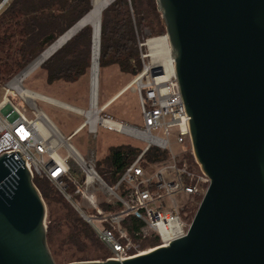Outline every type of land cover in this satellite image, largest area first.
<instances>
[{
	"label": "water",
	"instance_id": "obj_1",
	"mask_svg": "<svg viewBox=\"0 0 264 264\" xmlns=\"http://www.w3.org/2000/svg\"><path fill=\"white\" fill-rule=\"evenodd\" d=\"M156 3L208 187L184 236L125 259L66 264H264V0ZM45 216L27 161L0 154V264H56Z\"/></svg>",
	"mask_w": 264,
	"mask_h": 264
},
{
	"label": "built area",
	"instance_id": "obj_2",
	"mask_svg": "<svg viewBox=\"0 0 264 264\" xmlns=\"http://www.w3.org/2000/svg\"><path fill=\"white\" fill-rule=\"evenodd\" d=\"M28 65L1 86L0 154L7 150L17 151L27 161L32 180H48L93 228L108 252L105 259L133 257L184 236L194 208L189 206L182 213L183 207L173 195L179 193L196 202V198H202L205 193L209 177L195 160L196 165H187L181 154L174 153L169 146L168 136L175 129L176 141L186 144V149L191 151L189 116L185 115L174 73L166 77L164 70L152 74L154 64H146L143 60V68L135 78L143 122L139 127L101 113L103 106L98 105V86L93 87L90 80L89 103L85 109L25 87L23 80L36 67L18 80L17 76ZM31 92L35 96L30 97ZM37 100L76 112L83 120L65 136L38 106ZM84 127L94 138L101 127L143 140L145 147L124 168L116 182L109 184L96 170L95 152L82 154L70 142L71 135ZM140 132L146 137H141ZM150 146L167 150L168 158L144 167L141 156ZM59 148L66 154L60 155ZM69 185L73 186L72 190ZM129 216L141 224L136 228L132 224L126 226L124 222ZM151 236L158 238L159 243L142 247V241Z\"/></svg>",
	"mask_w": 264,
	"mask_h": 264
},
{
	"label": "trees",
	"instance_id": "obj_3",
	"mask_svg": "<svg viewBox=\"0 0 264 264\" xmlns=\"http://www.w3.org/2000/svg\"><path fill=\"white\" fill-rule=\"evenodd\" d=\"M144 1L113 0L101 11L99 79L100 69L106 67H111L107 69L111 77L113 67L121 75L137 76L141 72L145 59L141 56L144 46L140 43L161 31L157 26L150 35L143 32L145 26L155 25L156 22L150 15V11H155L148 10ZM90 8L91 0H9L0 10V84L24 68ZM91 43L92 28L84 25L46 58L38 67L45 74L47 84L54 85L58 81L73 83L83 79L87 72L90 77ZM108 114L115 116L111 112ZM144 147L145 144L138 145L132 141L109 147L104 157L96 156L97 172L107 183L113 184ZM184 157L191 165H196L189 149L184 152ZM167 158V150L150 146L142 153L141 164L146 167ZM33 182L49 207V223L46 226L48 244L54 243V239L60 235V239L54 243L55 247H51L53 257L56 259L60 250H70L68 257L76 255V260L105 259L108 252L93 228L63 195L44 178H34ZM68 188L72 190L73 186L69 185ZM124 224L128 227L132 224L136 228L141 222L129 216ZM158 243V238L151 236L144 239L141 246H155ZM99 252L102 254L93 255Z\"/></svg>",
	"mask_w": 264,
	"mask_h": 264
},
{
	"label": "rangeland",
	"instance_id": "obj_4",
	"mask_svg": "<svg viewBox=\"0 0 264 264\" xmlns=\"http://www.w3.org/2000/svg\"><path fill=\"white\" fill-rule=\"evenodd\" d=\"M1 1V0H0ZM9 1V0H8ZM8 1L5 3L7 4ZM4 4V5H5ZM3 5V6H4ZM144 5L148 10H153L155 12L150 11L151 17H154L156 22L154 24H150L144 27L143 32L147 35H150L151 32L154 30V27L161 28L160 33L152 34L144 39V42L140 43L143 44L144 50L141 54L144 57L146 64H155L151 57L148 56V47L145 45V42L148 38L157 37L165 34V25L163 22V18L161 16L160 11L157 8L156 0H145ZM0 8V10L3 8ZM153 33V32H152ZM108 68L100 69V79H99V86H98V105L100 106L104 101H106L109 97L117 94L124 86H126L129 82L133 81L136 76L130 75H121L114 67L113 76H110ZM35 72H31L29 75L26 76V80L24 85L29 87L30 89H35L38 92L44 93L49 95L55 99L63 101L65 103L74 105L79 108H87L89 103V92H88V84H89V72L84 75V78L80 79L79 81L73 83H64V82H54V85H48L45 79V74L41 73L40 67H36ZM103 70H105L103 72ZM20 71V70H19ZM18 71V72H19ZM17 72V73H18ZM37 72V73H36ZM16 73V74H17ZM41 73V74H40ZM15 74V75H16ZM39 74V75H38ZM3 84V83H2ZM2 84H0L2 86ZM0 86V98L2 95V89ZM38 106L52 119V121L56 124V126L60 129V131L65 135H69L73 132L74 128L79 125L83 117L76 112L70 111L68 109L59 107L57 105L37 100ZM113 113L115 117L122 119L123 121H127L129 123L135 124L139 127L143 126L142 117L140 114V108L138 104V88L137 83L132 82L131 86L123 93H121L114 102L107 108H103L101 113ZM176 131L175 129L172 130L169 138V146L174 153H180L183 157L184 161H186L187 165H191V162L184 157V150L186 149V144L179 143L176 141ZM127 141H132L138 145H144L145 142L139 139L129 138L125 134L117 133L114 131L106 130L104 128L98 127L97 136L94 138L89 135L86 131V128H82L71 135L70 142L82 153L86 154L89 151H94L96 156L99 158L104 157L109 147L125 143ZM58 153L60 155L66 154V151L63 148L58 149ZM194 159V158H193ZM180 206L183 207L181 210L182 213L187 211L189 206L194 208L193 215L198 207V200L200 202L201 196L196 198V202L190 200L187 196L181 195L176 193L173 195ZM168 200L169 198L166 197ZM46 205V204H45ZM59 211L58 213H60ZM192 215V216H193ZM191 216V215H190ZM192 217H188L191 220ZM49 223V207L46 205V216H45V224ZM60 239V235H58L54 239V243ZM52 243L51 245L48 244L50 251L51 247L54 248L55 244ZM70 250H60L57 258L54 260L56 264H66L68 262L77 261L76 255L74 257H68L70 255ZM52 254V253H51ZM102 253L99 252L95 255H101ZM94 256H90L89 258H94ZM87 260H98L95 259H87Z\"/></svg>",
	"mask_w": 264,
	"mask_h": 264
},
{
	"label": "bare ground",
	"instance_id": "obj_5",
	"mask_svg": "<svg viewBox=\"0 0 264 264\" xmlns=\"http://www.w3.org/2000/svg\"><path fill=\"white\" fill-rule=\"evenodd\" d=\"M8 1V0H7ZM5 1V3L7 2ZM113 0H91V8L89 11L73 24L64 34L60 35L49 46H47L40 54H38L28 67L21 74L17 76V80L24 77L29 71L39 66L46 58H48L56 49L64 44L72 35H74L84 25H90L92 28V43H91V68L90 81L93 87L99 86V20L101 11ZM4 3V4H5ZM148 47V56L154 61V66H160L164 70V76L170 75L174 69L173 57L171 55V48L167 36L161 35L157 37L148 38L145 42ZM133 81L124 86L117 94L109 98L104 103L103 108L116 99L121 93L128 89ZM30 97L35 96L33 92L29 93ZM141 137H146V134L140 132Z\"/></svg>",
	"mask_w": 264,
	"mask_h": 264
}]
</instances>
